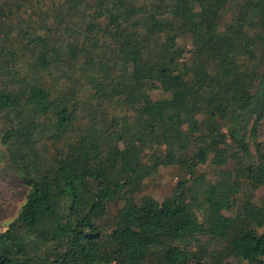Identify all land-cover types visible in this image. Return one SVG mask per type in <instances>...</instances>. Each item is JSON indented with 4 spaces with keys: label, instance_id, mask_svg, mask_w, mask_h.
Instances as JSON below:
<instances>
[{
    "label": "trees",
    "instance_id": "trees-1",
    "mask_svg": "<svg viewBox=\"0 0 264 264\" xmlns=\"http://www.w3.org/2000/svg\"><path fill=\"white\" fill-rule=\"evenodd\" d=\"M160 1L170 4L174 21L159 20L158 4L149 12L135 0H64L62 21L72 34H86L82 42L51 47L46 38L32 40L28 52L37 62L30 70L35 73L17 74V88L0 86V121L8 124L2 143L29 190L18 217L0 232V264H226L231 259L264 264V204L246 203L236 219L227 217L232 194L227 178L206 186L202 198L185 184L162 203L134 200L147 178L181 163L193 144L216 149L215 164H227L220 151L227 139L222 124L253 109L259 119L264 116V90L250 95L242 89L240 71L246 64L240 59L264 45V0ZM228 5L242 13L220 32L219 15ZM170 22L176 37L192 36L200 59L210 55L216 76L201 64L180 63L183 49L164 40ZM254 29L259 32L251 36ZM96 32L111 39L109 57L93 52L101 42ZM95 58L112 65L95 66ZM58 61L83 74L90 95L78 99L72 86L54 90L43 81ZM155 82L165 93L159 100L151 96ZM44 133L54 144L66 145L50 162L36 151ZM231 138L250 154L240 129ZM152 148L156 152L146 165ZM244 173L255 188L263 186L264 155ZM118 199L125 205L109 220L108 206ZM28 234L36 236L26 241ZM201 236L223 246L210 251L199 243L194 251Z\"/></svg>",
    "mask_w": 264,
    "mask_h": 264
},
{
    "label": "rangeland",
    "instance_id": "rangeland-1",
    "mask_svg": "<svg viewBox=\"0 0 264 264\" xmlns=\"http://www.w3.org/2000/svg\"><path fill=\"white\" fill-rule=\"evenodd\" d=\"M64 0H0V86L8 89L17 88L19 83L17 81V74H34L33 70L37 67L34 54L28 52L29 44L32 40L38 37L46 38L50 46H60L62 42L71 41L75 39L81 43L83 37L86 35L80 33L79 35L72 34L69 30L67 22L63 20V10L61 4ZM94 0H90L93 4ZM138 6L147 5L148 11L153 12V6L158 4L159 9H155L159 20L167 19L174 21L170 13V5L167 2L160 0H135ZM238 6L228 5L223 8L219 15V30L225 32L230 25H235L237 14L242 13L238 11ZM90 11V10H89ZM74 22H77L76 20ZM82 23V22H81ZM172 31L169 38H165L167 43H176L180 49H183L182 59L180 63L192 64L195 67L204 66L205 73L210 74L212 77L216 76V64H213V59L210 55H206L200 59L196 53L198 46L191 35L184 36L178 33L176 37L175 23L170 22ZM83 24V23H82ZM84 25V24H83ZM73 31L77 27L72 26ZM83 29L86 28L82 27ZM248 32L251 33L250 29ZM251 36L256 35L259 30H253ZM103 32L96 36L99 37L100 43L97 48L93 50L96 55L110 56L107 53V48L111 44V39L106 34L102 36ZM84 45V44H83ZM185 49V50H184ZM248 56L252 60H248ZM264 45L255 50L254 53L248 54L247 59H240L241 62L246 63L240 70L244 74L241 76L244 82H241V88L250 91V95H256L260 89L264 90ZM108 60L107 58H104ZM95 66H103L98 58ZM249 61L248 63L245 61ZM82 63V62H80ZM104 66L112 65L102 62ZM74 65V64H73ZM242 65V64H241ZM70 64L58 61L55 65L51 66V72L43 75L44 82L49 84L54 90L65 89L69 90L72 86L78 93V99H84L86 94L90 95L89 86L84 79L83 74H80L69 69ZM103 66V67H104ZM33 68V69H32ZM194 68V67H193ZM102 69V68H101ZM91 68H88V72ZM76 71V70H75ZM97 71V70H96ZM105 72L99 73L100 78L104 77ZM71 77L73 80H70ZM56 88V89H55ZM94 92V90H93ZM151 96L154 100H159L165 97V93L160 83L155 82L152 84ZM96 103V102H95ZM254 110V109H253ZM241 112V118L234 122L230 119L222 124L223 134L227 135L226 143L220 146V151L227 157V164L218 167L214 160L219 153L216 149L205 150L203 146L192 145L187 152V155L182 159L181 163L169 167H162L152 177L147 178L142 186L139 188L134 200L138 203L144 202L145 199L151 198L159 203L164 202L166 199L171 198L179 190L182 185L199 190V198L204 197L202 192L206 186L214 183L220 179L227 178L232 183V194L230 197V211H225L227 217L236 219L245 210L246 203H254L258 206L264 204V185L255 188L245 176L244 169L248 166H257L261 164L264 155V116L259 119L261 113L258 111ZM113 114L114 112L111 111ZM200 121L204 119L203 115L197 117ZM88 120L83 123L86 127ZM240 129L242 135L245 137L248 144L250 154H247L243 149L231 138V134ZM8 130V124L5 120L0 121V232L5 231L11 222H13L19 215L21 208L26 202L28 195V188L22 181L21 175L12 164L7 148L2 143V138ZM44 139L40 141L36 148L39 156L47 161L55 159L58 150H63L66 145L54 144L48 140L47 133H44ZM203 148L205 151L206 159L204 162L197 161L189 169V163H193L194 155ZM156 152L155 148L148 149L146 152V159L144 163L151 165L152 155ZM41 165H45L44 163ZM42 168V166H41ZM192 202L196 199H192ZM125 203L123 200H114L109 206V220L118 216L119 209L123 208ZM197 217L201 223L206 222L204 212L197 208ZM261 231V230H260ZM36 235L28 234L25 240H32ZM195 241H193L194 243ZM202 243L208 250H218L223 245L218 241H213L208 237H198V242L193 245V250L196 251L198 244ZM223 249V248H222ZM229 264H245L236 260H229ZM226 263V264H227ZM191 264H197L193 261Z\"/></svg>",
    "mask_w": 264,
    "mask_h": 264
},
{
    "label": "water",
    "instance_id": "water-1",
    "mask_svg": "<svg viewBox=\"0 0 264 264\" xmlns=\"http://www.w3.org/2000/svg\"><path fill=\"white\" fill-rule=\"evenodd\" d=\"M206 159L205 151L203 148L199 149V152L194 155L193 163L192 165H195L197 161L203 162Z\"/></svg>",
    "mask_w": 264,
    "mask_h": 264
}]
</instances>
